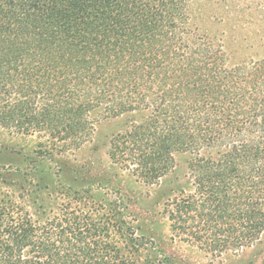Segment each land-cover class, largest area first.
I'll use <instances>...</instances> for the list:
<instances>
[{
  "label": "trees",
  "instance_id": "obj_1",
  "mask_svg": "<svg viewBox=\"0 0 264 264\" xmlns=\"http://www.w3.org/2000/svg\"><path fill=\"white\" fill-rule=\"evenodd\" d=\"M186 2L0 0V131L46 138L37 152L51 156L80 148L99 118L142 113L110 160L155 184L191 154L196 191L172 204V231L220 256L264 232V76L192 36ZM91 192L35 218L0 187V264H132L144 243L124 202Z\"/></svg>",
  "mask_w": 264,
  "mask_h": 264
},
{
  "label": "rangeland",
  "instance_id": "obj_2",
  "mask_svg": "<svg viewBox=\"0 0 264 264\" xmlns=\"http://www.w3.org/2000/svg\"><path fill=\"white\" fill-rule=\"evenodd\" d=\"M186 1L187 28L192 36L203 37L220 50L226 68H257L264 76V0ZM142 117L137 113L99 118L80 148L53 151L51 156L37 152L46 138L0 131V173L14 174L10 180L15 185L0 187L35 218V212L55 211L57 203L77 190L89 189L106 208L107 203L122 200L126 221L144 243L128 253L132 264H264V232L252 246L218 256L172 231V204L196 191L190 177L191 154H174L173 168L155 184H146L110 160L112 139L131 130Z\"/></svg>",
  "mask_w": 264,
  "mask_h": 264
}]
</instances>
